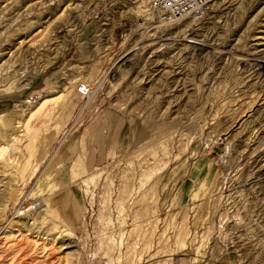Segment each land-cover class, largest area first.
<instances>
[{
    "label": "rangeland",
    "instance_id": "obj_1",
    "mask_svg": "<svg viewBox=\"0 0 264 264\" xmlns=\"http://www.w3.org/2000/svg\"><path fill=\"white\" fill-rule=\"evenodd\" d=\"M49 1L0 0V128L66 97L47 150L0 141V264H264V0L166 30L154 0Z\"/></svg>",
    "mask_w": 264,
    "mask_h": 264
},
{
    "label": "bare ground",
    "instance_id": "obj_2",
    "mask_svg": "<svg viewBox=\"0 0 264 264\" xmlns=\"http://www.w3.org/2000/svg\"><path fill=\"white\" fill-rule=\"evenodd\" d=\"M68 3L70 2V8L73 7L76 3L75 0H50L48 2V7H58V5H60L61 3ZM242 6V5H241ZM78 6H76L75 8H77ZM50 10V8H48V11ZM153 17L151 16V21H153ZM43 21H46L44 23V25H47L46 28H51L55 23L54 21L52 23H50L51 21L48 20V16L44 15L42 16V18L40 20H38V22H36L37 24H41ZM56 22V21H55ZM69 21H67L65 23V25L68 23ZM32 25V24H31ZM143 27V25H141ZM41 28L43 27H39V29H37L38 31L34 32L33 27L30 26L28 27V29L32 30V31H26L25 33H23V31L21 32V35H19V39H24V41L21 43L22 45L26 44L25 40H27L28 38L32 37L33 34H35L32 39L29 42H33L32 45H30V47L27 49V51L25 52L26 58L27 59H31L33 57H36L39 53L44 52L46 48H48V50H50L52 42L54 40H56L58 38V33L62 30L64 31L65 27L64 25H59L58 27H55L54 29L51 28L52 30V34H55L54 38H49V37H45L43 39V41L40 42V39L43 38L45 32L47 29L45 30H41ZM192 44L194 43L192 40L189 41ZM195 44V43H194ZM198 44V43H197ZM196 46H201V45H196ZM194 49L196 47H193ZM14 54H11V50L9 51V53L7 54V57H12ZM86 94L88 92H85ZM86 94H82L83 96H86ZM66 97L64 96V94H60L57 97H54L52 99H48V98H44L42 99L41 103L38 104L37 106V110H35V112L32 114V116L30 117V119L28 121H22L21 119H19L18 123H13L10 120H7L6 122H4L2 124V127L0 128V141H2L4 143V147L1 149V157L4 160L6 157L5 155L10 151L13 150L15 153H17V155L19 156L20 159L23 160V158L25 157H32V155L38 150L41 149L42 151L47 150L48 145H49V132H50V125L53 123L54 117L56 115L55 111L52 109H48L47 107L50 104H57L60 100H65ZM69 107L68 101L67 103L63 104V109H67ZM37 117L39 120H41V125L39 127H36V125L34 124V122H32V120ZM39 145V146H38ZM188 160L186 159L184 163H187L188 165ZM6 166H10L12 165L10 163V161H5ZM18 165V163H17ZM18 166L24 167L26 166L25 161L21 162ZM12 167V166H11ZM191 168V167H190ZM190 168L187 166V168L185 169L184 172L181 173V175L178 177L179 180L182 179L183 177L186 176L187 172L190 170ZM143 178L149 180L150 176L143 174L142 175ZM165 186V185H164ZM47 191V190H44ZM43 191V192H44ZM51 194H49L48 197H50ZM145 197H147V194H145ZM45 199L43 203H46L47 205V201L49 200ZM144 211V210H143ZM51 213V210H46V213ZM141 212L138 213V215ZM176 215V213H175ZM35 222L37 219H35L34 217H32L30 219V221ZM59 234H61L62 237H66L67 233L66 230H60ZM37 243V242H36ZM35 243V244H36ZM178 247L180 249H183L186 247V238L180 240V242L178 243ZM64 251H68L67 255L68 256H77V251L75 250L76 246L74 244V242H69L67 244H63L62 246Z\"/></svg>",
    "mask_w": 264,
    "mask_h": 264
},
{
    "label": "built area",
    "instance_id": "obj_3",
    "mask_svg": "<svg viewBox=\"0 0 264 264\" xmlns=\"http://www.w3.org/2000/svg\"><path fill=\"white\" fill-rule=\"evenodd\" d=\"M238 0H154L147 5V13L156 22V28L166 30L205 21L210 13L234 4Z\"/></svg>",
    "mask_w": 264,
    "mask_h": 264
},
{
    "label": "crops",
    "instance_id": "obj_4",
    "mask_svg": "<svg viewBox=\"0 0 264 264\" xmlns=\"http://www.w3.org/2000/svg\"><path fill=\"white\" fill-rule=\"evenodd\" d=\"M205 166L204 160L199 159L195 161L191 168V179H198L202 175V170Z\"/></svg>",
    "mask_w": 264,
    "mask_h": 264
}]
</instances>
